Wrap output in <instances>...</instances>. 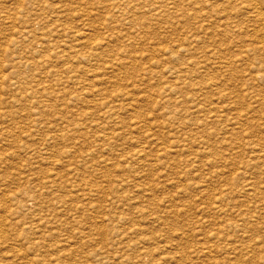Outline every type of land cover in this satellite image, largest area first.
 I'll return each instance as SVG.
<instances>
[{
    "label": "rangeland",
    "instance_id": "obj_1",
    "mask_svg": "<svg viewBox=\"0 0 264 264\" xmlns=\"http://www.w3.org/2000/svg\"><path fill=\"white\" fill-rule=\"evenodd\" d=\"M263 172L264 0H0V264H264Z\"/></svg>",
    "mask_w": 264,
    "mask_h": 264
},
{
    "label": "bare ground",
    "instance_id": "obj_2",
    "mask_svg": "<svg viewBox=\"0 0 264 264\" xmlns=\"http://www.w3.org/2000/svg\"><path fill=\"white\" fill-rule=\"evenodd\" d=\"M253 5V4H252ZM246 9V8H245ZM254 9V8H253ZM252 9V10H253ZM257 11V10H256ZM258 14V13H257ZM261 18V17H260ZM262 19V18H261ZM260 26V25H259ZM262 32V31H261ZM40 40V39H39ZM227 64V63H226ZM179 67V66H178ZM186 67V66H185ZM178 74V73H177ZM185 74V73H184ZM172 76V75H171ZM170 89V88H169ZM249 113V112H248ZM110 114V113H109ZM238 114V113H237ZM250 115V114H249ZM246 116V115H245ZM109 117V116H108ZM171 117V116H170ZM254 118V117H253ZM256 118V117H255ZM260 120V119H259ZM236 121V120H235ZM234 123V122H233ZM259 122H257V124H258ZM165 124V123H164ZM157 142V141H156ZM140 147V146H139ZM140 152L141 151H139V152H136L134 155H140ZM167 153V152H166ZM138 157V156H137ZM133 158V157H132ZM126 159V158H125ZM131 159V158H130ZM138 159V158H137ZM264 173V172H263ZM119 183V182H118ZM245 183H248V182H245ZM172 184V183H171ZM249 185V184H248ZM250 185H251V183H250ZM246 190V189H245ZM206 250H208V249H206ZM208 252H209V250H208ZM210 253V252H209Z\"/></svg>",
    "mask_w": 264,
    "mask_h": 264
}]
</instances>
